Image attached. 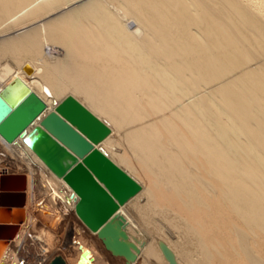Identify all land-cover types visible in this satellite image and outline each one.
Returning <instances> with one entry per match:
<instances>
[{"label":"bare ground","instance_id":"1","mask_svg":"<svg viewBox=\"0 0 264 264\" xmlns=\"http://www.w3.org/2000/svg\"><path fill=\"white\" fill-rule=\"evenodd\" d=\"M16 77L46 113L72 94L104 120L98 147L141 189L92 229L0 135V179L23 184L0 191V264H170L163 243L178 264H264V0H0V91Z\"/></svg>","mask_w":264,"mask_h":264},{"label":"water","instance_id":"2","mask_svg":"<svg viewBox=\"0 0 264 264\" xmlns=\"http://www.w3.org/2000/svg\"><path fill=\"white\" fill-rule=\"evenodd\" d=\"M23 70L28 75L33 73L28 63ZM54 103L55 109L46 113L47 103L21 78H14L0 91V135L9 143L22 138L47 167L80 196L76 205L78 215L89 227L98 229L120 204L141 189V185L98 147L111 132L104 120L72 94ZM21 179L20 176H2L0 191L20 189ZM5 195L10 198V206H21L15 198L19 196L17 193ZM0 215L8 219L7 213L1 211ZM17 220L20 221L11 218V222ZM15 228L1 225L0 238L13 236ZM102 233L113 237L119 251L130 254L129 247L119 241L112 226H106ZM161 248L170 264H178L166 244H161ZM88 260L89 250L86 249L77 264ZM49 264L66 262L58 255Z\"/></svg>","mask_w":264,"mask_h":264}]
</instances>
